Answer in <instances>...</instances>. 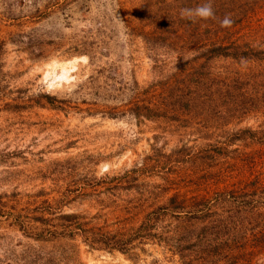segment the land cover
Returning <instances> with one entry per match:
<instances>
[{
    "label": "rangeland",
    "instance_id": "1",
    "mask_svg": "<svg viewBox=\"0 0 264 264\" xmlns=\"http://www.w3.org/2000/svg\"><path fill=\"white\" fill-rule=\"evenodd\" d=\"M205 2L0 0V264H264V0Z\"/></svg>",
    "mask_w": 264,
    "mask_h": 264
},
{
    "label": "clouds",
    "instance_id": "2",
    "mask_svg": "<svg viewBox=\"0 0 264 264\" xmlns=\"http://www.w3.org/2000/svg\"><path fill=\"white\" fill-rule=\"evenodd\" d=\"M180 18L196 23L199 20H218L220 27L230 28L234 23L230 15L226 14L222 19L215 15L212 0H206L205 3L197 5L195 8H183L180 10ZM191 57L183 56V60L187 61Z\"/></svg>",
    "mask_w": 264,
    "mask_h": 264
},
{
    "label": "trees",
    "instance_id": "3",
    "mask_svg": "<svg viewBox=\"0 0 264 264\" xmlns=\"http://www.w3.org/2000/svg\"><path fill=\"white\" fill-rule=\"evenodd\" d=\"M76 217H77L76 215L69 214V215H62L60 218L66 220V221H70V220L74 221V220L77 219ZM65 227L67 228L68 225L65 226ZM148 227H149V224H148V221H146L145 222V225L142 228L146 229ZM66 228H65V230H63V232L66 231ZM139 233H140V230H138V234H135V235H140ZM54 234H55V232H54ZM90 234H91L90 241H88V243L90 245H92L93 243H101V244H104V245H107V244L109 245L110 244V243L106 242V236L105 235H102V233H100L98 230L91 229ZM137 237H140V236H137ZM126 243L127 242H123L121 244L122 245V250H124L123 247L126 245ZM115 247L120 248L121 246H118V244L116 243L115 244Z\"/></svg>",
    "mask_w": 264,
    "mask_h": 264
},
{
    "label": "bare ground",
    "instance_id": "4",
    "mask_svg": "<svg viewBox=\"0 0 264 264\" xmlns=\"http://www.w3.org/2000/svg\"><path fill=\"white\" fill-rule=\"evenodd\" d=\"M61 75H62V78H63L64 76H65V77L68 76L66 71H64L63 74H61ZM65 79H66V78H65Z\"/></svg>",
    "mask_w": 264,
    "mask_h": 264
}]
</instances>
